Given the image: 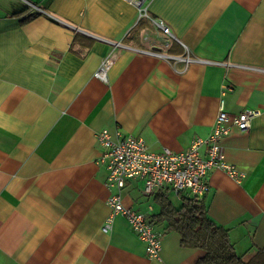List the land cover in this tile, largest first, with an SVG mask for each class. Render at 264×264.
<instances>
[{
  "label": "crops",
  "instance_id": "0c3cea01",
  "mask_svg": "<svg viewBox=\"0 0 264 264\" xmlns=\"http://www.w3.org/2000/svg\"><path fill=\"white\" fill-rule=\"evenodd\" d=\"M150 11L173 33L166 54L202 61L139 51L157 30L126 0H0V264H196L204 251L168 229L157 197L184 200L170 188L148 195L142 179L108 187L97 134L185 151L211 135L222 100L231 115L259 114L222 139L245 176L209 171L207 213L244 259L264 249V0H153ZM118 192L164 233L160 259L124 215L103 229Z\"/></svg>",
  "mask_w": 264,
  "mask_h": 264
},
{
  "label": "built area",
  "instance_id": "2783aa9c",
  "mask_svg": "<svg viewBox=\"0 0 264 264\" xmlns=\"http://www.w3.org/2000/svg\"><path fill=\"white\" fill-rule=\"evenodd\" d=\"M138 9V22L148 19L157 30L155 41H152V34L145 32L143 41L152 42L146 48L138 49L141 52L157 57L174 58L184 61L186 64L193 61H202L186 53L183 56H173L166 54L171 46L173 33L170 27L161 19L154 17L150 11L153 0H126ZM36 7L33 4H30ZM37 10L42 11L36 7ZM117 54L112 52L106 56L96 77L106 81L107 73ZM259 114V111L245 109L237 115H231L225 109L222 100L215 125L211 135L205 139L198 138L185 151L176 152L165 148L161 152H153L148 149L145 140L131 134L123 135L120 131L113 135L108 129H102L97 138L101 145L100 161L106 162L108 168L107 186L116 187L119 190L126 186L128 180L142 179L144 181V192L148 195L157 193L165 188L172 189L181 203L185 197L202 200L210 190L207 179L209 171L219 168L225 171L230 177L240 181L245 174L226 161L222 139L227 136L232 126H236L240 131L247 132L250 129L252 119ZM205 145L207 157L202 158L200 147ZM112 209V214L104 230L110 227L114 215H124L131 228L137 233L139 238L145 243L146 252L149 258L160 259L163 249L164 233L158 231L148 215L134 210L123 203L121 193H113L107 200Z\"/></svg>",
  "mask_w": 264,
  "mask_h": 264
},
{
  "label": "trees",
  "instance_id": "16d2710c",
  "mask_svg": "<svg viewBox=\"0 0 264 264\" xmlns=\"http://www.w3.org/2000/svg\"><path fill=\"white\" fill-rule=\"evenodd\" d=\"M157 199L161 204L160 216L168 222V229L180 233L184 246L204 251L196 264H264V249L256 250L247 260L237 253L229 229L208 215L205 198L185 197L180 206L173 205L163 196Z\"/></svg>",
  "mask_w": 264,
  "mask_h": 264
},
{
  "label": "rangeland",
  "instance_id": "374dc122",
  "mask_svg": "<svg viewBox=\"0 0 264 264\" xmlns=\"http://www.w3.org/2000/svg\"><path fill=\"white\" fill-rule=\"evenodd\" d=\"M245 260H247V259L245 258Z\"/></svg>",
  "mask_w": 264,
  "mask_h": 264
}]
</instances>
